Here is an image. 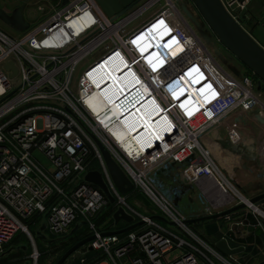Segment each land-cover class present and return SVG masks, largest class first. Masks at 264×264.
<instances>
[{
  "label": "built area",
  "instance_id": "2783aa9c",
  "mask_svg": "<svg viewBox=\"0 0 264 264\" xmlns=\"http://www.w3.org/2000/svg\"><path fill=\"white\" fill-rule=\"evenodd\" d=\"M147 1L112 20L95 0H71L22 33L0 28V264L9 252L25 246L38 261L37 232L45 222L49 240L86 226L71 248L94 236L84 246L92 250L81 252L72 264H244L238 255L220 252L187 222L241 205L264 216L251 203L257 196L248 194L226 168L230 157H243L242 169L264 165V124L259 120L264 119V86L259 89L255 81L261 80L218 38H211L240 76L230 71L171 0L141 28L127 32L125 23ZM221 1L246 27L241 14L252 0ZM158 25L155 37L147 35L142 47L163 36L165 45L181 49L176 56L164 57L154 49L153 57H144L148 51L137 40ZM108 61L113 68L125 64L117 73L122 88L97 112L89 99L109 88L96 85ZM10 63L17 74L7 69ZM191 85L197 94L185 97ZM141 113L144 118L159 113L150 119L154 130L137 129ZM114 125L126 135L114 133ZM97 142L132 181L133 191L120 193ZM242 146L255 153L235 156ZM95 171L115 198L103 212L107 195L85 180ZM187 193L191 204L198 203L189 212L181 208ZM133 194L146 197L157 213L133 207ZM120 208L133 223L115 225ZM139 223L126 233L105 235ZM19 234L27 236L29 246L15 244ZM55 252L57 262L66 253Z\"/></svg>",
  "mask_w": 264,
  "mask_h": 264
},
{
  "label": "water",
  "instance_id": "95a60500",
  "mask_svg": "<svg viewBox=\"0 0 264 264\" xmlns=\"http://www.w3.org/2000/svg\"><path fill=\"white\" fill-rule=\"evenodd\" d=\"M30 1L31 0H25V2L21 6L16 8L12 13H8L3 8H1L0 21L16 33H22L26 31L29 28V24L25 19L24 10L26 9ZM95 1L107 17L111 18L112 20H116L134 10L144 0ZM68 2L69 0H64L63 5H67ZM193 2L198 11L200 12L201 16L209 26L210 30L218 38L221 45L261 80L259 85V89H261V84L264 83V47L261 46L258 41L251 35V29L249 27H243L240 20L237 21L236 19H234V17L227 11L221 0H193ZM181 9L197 27V22L195 21L193 14L189 10V8H187L185 5H181ZM245 15L246 11H243L241 17H245ZM198 31L203 41L206 43L207 46L212 48L213 52L221 60V62L236 76H240V72L233 65H231L227 58L221 55L218 49L214 46L211 41V38H209L210 36L205 33V31L201 27H198ZM7 69H12L14 70L15 74H17V70L14 68L12 63L7 66ZM259 120L261 123L264 124V119L259 118ZM97 144L103 154L105 163L108 167L111 177L120 193L125 195L133 191L134 185L129 179V177L112 158L109 151H107L106 148L100 142H97ZM85 180L100 187L107 195L109 199V204L102 209V212L105 211L111 204L115 203V198L109 192L108 187L103 181V178L99 172L95 171L88 173ZM262 200H264V194L253 198L251 200V203L258 204ZM245 207V205H241L221 215L190 220L187 222V224L193 225L208 220L218 219L220 217L237 212L238 210H242ZM156 218L163 222L165 221V219L161 217ZM114 220L115 225H118L120 221H125L128 224L134 222V218L127 214L123 208H120L115 213ZM139 225H141V223L131 225L130 227L120 231L105 233V235L123 234L130 230H133ZM46 226V222L43 223L42 227L37 232V238L44 244L49 245L52 241H50L44 234ZM81 227L82 223H80L76 227V230H79ZM93 239L94 236L77 243L69 251H67L56 264H72L73 259L81 257V252H87L88 250H92L91 247L85 248L84 246L91 242ZM216 248L227 256L238 255L244 250L242 248H231L226 239H222L221 241H219L216 244ZM23 249H26V247H23ZM80 249L81 251H79ZM73 254L75 255L72 256Z\"/></svg>",
  "mask_w": 264,
  "mask_h": 264
},
{
  "label": "rangeland",
  "instance_id": "374dc122",
  "mask_svg": "<svg viewBox=\"0 0 264 264\" xmlns=\"http://www.w3.org/2000/svg\"><path fill=\"white\" fill-rule=\"evenodd\" d=\"M169 1V0H168ZM173 3L177 4L178 10H180L181 14L185 18V13L181 9V5H185L189 10L192 12L193 17L195 21L197 22V27L193 22L188 18V24L191 26V28L196 32V34L202 39L200 36V33L198 31V27H201L205 33H207L210 38H215L216 35L210 30L209 26L201 16L200 12L196 8L193 0H171ZM144 2V1H143ZM143 2H141L139 5H141ZM155 2V1H154ZM150 3L145 4L142 9ZM138 5V6H139ZM167 6L166 0H159L153 3L151 6H147L142 13L138 14L135 18L130 19L127 23H125L127 32H133L139 28H141L143 25L146 24L148 19L153 16L156 13H159L162 11L164 7ZM149 7V8H148ZM141 11V10H140ZM139 11V12H140ZM133 10L129 13H132ZM127 13V14H129ZM247 14L248 18L244 22V26L249 27L251 29V35L258 41V43L264 47V0H252L250 1L248 7H247ZM1 29H6L4 26L0 25ZM6 31V30H5ZM217 38V37H216ZM256 83L260 84L261 81L258 79L255 81ZM261 86H264L262 83ZM42 164L47 165V162H43ZM93 168L95 170L99 169V164L95 163L93 165ZM134 195V194H133ZM129 203L137 208L139 211L153 215L156 214V208L154 205L143 195H134L132 196L131 201ZM258 206L260 207V210L264 212L262 206H260V203H258ZM198 208V203L190 204L187 199H184V201L181 203V208L185 212H189L190 208ZM239 222L241 225L240 227H245L246 232L241 231V233H237L234 230H229L230 226L228 224ZM122 226V225H121ZM87 227L85 226L83 229L79 231V233L84 232ZM227 228V232H226ZM195 231L198 233L199 236L207 240V242L213 243L214 240H217L220 236L228 235L229 237H233L237 240L238 237L242 242L247 243V239L249 237H252L255 235L256 238H260V244H264V216L261 212H252L250 210H246L245 208L242 210H238V213L231 215V217H220L218 219L214 220H208L201 222L194 227ZM74 230V229H73ZM72 230V232H73ZM36 233V231H33ZM223 232V233H222ZM218 233L216 237L211 236V234ZM76 234H70L67 237L57 238V239H50L52 241L57 240L56 244L59 246L55 248L62 247H68L75 239ZM36 237V235H35ZM37 244L39 247V251L41 253V256L38 258V261L35 260L36 257H34V250H32L30 247L17 251H11L9 255L3 260L2 264H52L54 260L57 258V253L55 250H50L49 246H46L42 242H40L38 239ZM15 244H22V245H28L29 241L26 235L19 234L17 239L15 240ZM238 245L240 243H237ZM14 247V246H13ZM57 249V250H58ZM59 255V254H58ZM259 260V258H256ZM261 259V258H260ZM79 259L75 261L78 262Z\"/></svg>",
  "mask_w": 264,
  "mask_h": 264
},
{
  "label": "crops",
  "instance_id": "0c3cea01",
  "mask_svg": "<svg viewBox=\"0 0 264 264\" xmlns=\"http://www.w3.org/2000/svg\"><path fill=\"white\" fill-rule=\"evenodd\" d=\"M63 1L64 0H31L28 3L26 9L24 10L25 19L27 23L29 24V26L37 25L41 21L47 19L49 16L53 14L55 10H57L61 6H64ZM24 2L25 0H0V9L3 8L8 13H12L16 8L21 6ZM153 3H151V5ZM0 25L4 26L6 28L5 29L6 32H8L9 34L16 33L12 29L4 25L1 21H0ZM111 75H114V74L111 73ZM109 77L110 76L106 75L105 79H108ZM216 153L219 157H221L220 159L224 158L223 156L224 154L222 155L218 151H216ZM245 153L247 155L248 154L253 155L255 152L250 147L244 148L242 146L241 148L238 149L237 153H235V156H237L238 154L243 156ZM230 158L231 159H228L226 161L227 163L226 168L229 170V172L234 174V176L237 178V181L240 183L243 189L248 194L255 195V196H260L264 194V165L255 163L253 165L250 164L249 166L248 164L247 166L249 167H247L246 169H242L240 165L245 163L243 157H240L238 159H236L235 157H230ZM138 195H141V194H138ZM132 196L130 198V201L132 199ZM188 197H191V196H188V193L184 194L182 202L184 201V199H187V201L191 204L192 203L190 202L191 198H188ZM260 206H262L264 210V200L260 202ZM240 225L241 224L239 222L230 223L228 224V226H230L229 230L230 229L234 230L237 233L238 232L241 233V231L246 232V229H244L245 227H240ZM226 232H227V228H226ZM217 234L218 233H214V234H211V236L216 237ZM224 238L227 239L231 248L244 249L242 253L238 254V256L242 259V262L244 264H264V244H260L259 242L260 238H256L254 235L252 237H249L247 239V243H245V242H242V240H240L239 237H238L239 240H237L225 234V236H220L217 240H214L213 244H215L216 246V244ZM237 243H240V244L238 245ZM256 258H259V260H257Z\"/></svg>",
  "mask_w": 264,
  "mask_h": 264
},
{
  "label": "bare ground",
  "instance_id": "6f19581e",
  "mask_svg": "<svg viewBox=\"0 0 264 264\" xmlns=\"http://www.w3.org/2000/svg\"><path fill=\"white\" fill-rule=\"evenodd\" d=\"M147 3H150V4H148V5H146L140 12H138L136 15H133L130 19H132V18H134V17H136L138 14H140V13H142L144 10H145V8L147 7V6H150L151 5V3H153V1H147ZM146 3V4H147ZM180 17L182 16L183 18H184V16L180 13V11H179V13H177ZM182 18V19H183ZM185 21H187L188 22V18L185 16ZM189 23V22H188ZM152 25V24H151ZM151 25H149V26H151ZM148 26V27H149ZM159 26L160 25H158V26H156V27H154L153 29H151V30H149L148 32H147V34H145V35H143L142 37H140V38H138V40H137V43L140 45V47H142V45L144 44V43H146L147 41L145 40V39H147V35L149 36V38H150V36L153 38V37H155V32H157L158 31V29L157 28H159ZM187 26H188V24H187ZM190 28H191V26H190ZM192 29V28H191ZM193 30V29H192ZM194 31V30H193ZM160 32V31H159ZM141 32H139L137 35H139ZM195 34H196V32H195ZM136 35V36H137ZM167 40L168 39H165V38H163V36L162 37H160V38H157L155 41H154V43L153 42H149L148 41V43L146 44V45H144L143 47H142V49H144V51L143 52H146V51H148L145 55H144V57L145 56H148L149 54L150 55H152V57L154 56V54H156L157 53V51H155V53H153V54H151L152 52H153V50L155 49V50H160L161 51V53H162V55H164V57H167L168 55H174V56H176V54H178L179 53V51H181V49L180 48H171V46H167V45H165V43L167 42ZM137 44V45H138ZM172 44V43H171ZM153 47V49L152 50H150L151 48ZM168 48H170V51H168L169 49ZM150 50V51H149ZM170 53V54H169ZM141 55V54H140ZM149 55V56H150ZM166 55V56H165ZM171 55H170V57H171ZM106 66H108V67H106ZM118 66V65H117ZM114 66V68H113V63H111V61H108V62H106L105 64H103V66H102V75L100 76V79L98 80V82L96 83V85L99 87V86H101L102 88H104V87H106V86H109V88L106 90V91H104V92H102L101 93V91L99 90V92H100V94H99V92H97V94H93V95H91V98L89 99L90 100V105H91V107L94 109V110H96L97 112L98 111H102V110H104V109H106L108 106H109V104H110V101L113 99H115V89H120V88H122L121 86H122V83H121V81L119 80V76H118V71L120 70H122L123 68H125V64L123 65V63L120 65V66ZM162 68V67H161ZM126 70V69H125ZM125 70H123V71H125ZM122 71V72H123ZM113 73L114 75H111V73ZM121 74V73H120ZM106 75H108V76H110L108 79H105V77H106ZM100 82V83H99ZM135 83H136V81H135ZM101 89V88H100ZM127 92V90L126 89H122V93H126ZM185 93H186V95H185V97H187L189 94L191 95V96H193L194 95V93H196L197 94V90L194 88V85H191L189 88H187V90L185 91ZM118 95V94H117ZM158 114L159 113H157V114H155L154 116H152V117H155V119L157 118V117H159L158 116ZM108 115H109V120H111L114 116H115V110L113 109V110H111L109 113H108ZM145 117V114H143V113H141V116H140V124H138V128L137 129H139V130H142L143 128H145V130H154V128H153V123L150 121V119L152 118V117H146V118H144ZM135 127H133L132 129H134ZM112 131L115 133V131H117V132H121L123 135H126V130L122 127V126H120V125H118V126H116V125H114L113 127H112Z\"/></svg>",
  "mask_w": 264,
  "mask_h": 264
},
{
  "label": "trees",
  "instance_id": "16d2710c",
  "mask_svg": "<svg viewBox=\"0 0 264 264\" xmlns=\"http://www.w3.org/2000/svg\"><path fill=\"white\" fill-rule=\"evenodd\" d=\"M245 20H247V18H248V14L246 13V15H245ZM197 224H199V223H197ZM197 224H193V225H191V227L193 228V230L195 231V229H194V227H195V225H197ZM196 232V231H195ZM73 234H76L75 235V238H77L78 236H80V235H82L83 234V232H81V233H79V231H74L73 232ZM204 239V238H203ZM205 240V239H204ZM40 241V240H39ZM207 241V240H206ZM40 242H42V241H40ZM56 240L55 241H52L48 246L50 247V249H54V250H56L57 252H60V254H64L69 248H71V245H74L76 242H77V240L74 242H72L68 247H60L59 249L58 248H55V247H58L59 246V244L57 245L56 244ZM16 243V242H15ZM43 243V242H42ZM210 244H212L213 246H215V244H213V243H211V242H209ZM44 244V243H43ZM26 247V246H25ZM216 247V246H215ZM28 248V247H27ZM58 249V250H57ZM20 250H23V247H17V251H20ZM57 260H58V258H56L55 260H54V262L52 263V264H56V262H57Z\"/></svg>",
  "mask_w": 264,
  "mask_h": 264
},
{
  "label": "snow or ice",
  "instance_id": "6c2138e0",
  "mask_svg": "<svg viewBox=\"0 0 264 264\" xmlns=\"http://www.w3.org/2000/svg\"><path fill=\"white\" fill-rule=\"evenodd\" d=\"M160 23L163 24V21H161ZM133 43H135V41H133Z\"/></svg>",
  "mask_w": 264,
  "mask_h": 264
},
{
  "label": "flooded vegetation",
  "instance_id": "af4514ba",
  "mask_svg": "<svg viewBox=\"0 0 264 264\" xmlns=\"http://www.w3.org/2000/svg\"><path fill=\"white\" fill-rule=\"evenodd\" d=\"M10 253V252H9ZM24 264H28L27 262L26 263H24Z\"/></svg>",
  "mask_w": 264,
  "mask_h": 264
}]
</instances>
